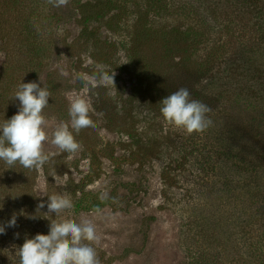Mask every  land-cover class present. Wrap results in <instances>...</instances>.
I'll use <instances>...</instances> for the list:
<instances>
[{
    "label": "rangeland",
    "instance_id": "rangeland-1",
    "mask_svg": "<svg viewBox=\"0 0 264 264\" xmlns=\"http://www.w3.org/2000/svg\"><path fill=\"white\" fill-rule=\"evenodd\" d=\"M99 66L114 87L80 78ZM20 82L51 92L50 160H0V225L16 216L0 264L62 218L92 220L100 264H264V0H0V123L19 110ZM182 87L211 109L203 132L160 112ZM73 94L95 127L70 154L51 134ZM57 193L74 205L59 216L47 209Z\"/></svg>",
    "mask_w": 264,
    "mask_h": 264
},
{
    "label": "clouds",
    "instance_id": "clouds-1",
    "mask_svg": "<svg viewBox=\"0 0 264 264\" xmlns=\"http://www.w3.org/2000/svg\"><path fill=\"white\" fill-rule=\"evenodd\" d=\"M47 2L53 7L61 8L66 7L70 0ZM114 75V72L109 74L103 66H99L95 74H85L80 78L114 87ZM190 95L187 88L178 89L162 99L160 112L168 124L183 129L187 134L200 133L212 124L207 115L211 109L208 105L191 99ZM50 96L49 89L40 87L36 82L18 84L12 98L19 100V110L9 120L0 123V160L9 167L19 163L25 169L35 170L49 162L50 154L45 152V144L50 138L45 130L47 120L43 113L49 106ZM91 111L89 100L73 94L68 109L70 120L60 121L56 125L51 134V144L60 152L70 154L82 150L74 133L95 127ZM100 199H108L107 191L101 194ZM44 206L42 202L38 208ZM73 207L71 198L66 194L48 196V213L59 216L70 212ZM94 211L99 212V209ZM14 226L15 215L6 225H0V233L5 232V227ZM97 240L96 226L90 219L82 218L79 223L70 218L52 220L48 234H36L33 238L26 239L18 249L19 264H100L97 252L91 246Z\"/></svg>",
    "mask_w": 264,
    "mask_h": 264
},
{
    "label": "trees",
    "instance_id": "trees-1",
    "mask_svg": "<svg viewBox=\"0 0 264 264\" xmlns=\"http://www.w3.org/2000/svg\"><path fill=\"white\" fill-rule=\"evenodd\" d=\"M108 3H110V2H108ZM108 7H110V6H108ZM233 73V71L231 72V73H227L228 75L227 76H224V78L225 79H229L230 78V75ZM254 256V255H253Z\"/></svg>",
    "mask_w": 264,
    "mask_h": 264
}]
</instances>
